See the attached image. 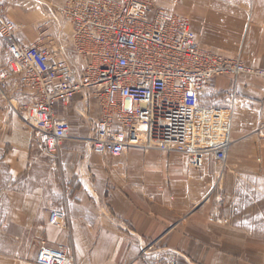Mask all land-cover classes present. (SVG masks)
Instances as JSON below:
<instances>
[{
  "label": "crops",
  "instance_id": "crops-1",
  "mask_svg": "<svg viewBox=\"0 0 264 264\" xmlns=\"http://www.w3.org/2000/svg\"><path fill=\"white\" fill-rule=\"evenodd\" d=\"M66 1L0 0L18 28L13 39L0 36V68L12 41L31 45L46 32L82 70L60 11ZM153 1L190 18L202 48L264 70V0ZM12 88V102L0 97V160L14 184L0 264H36L43 242L68 246L75 264H264V76H217L193 97V144L210 151L230 142L225 165L207 153L193 166L188 154L144 141L119 156L96 154L86 138L101 107L86 93L59 109L70 138L56 159L15 110L25 95ZM54 209L66 219L50 223ZM148 246L153 254H142Z\"/></svg>",
  "mask_w": 264,
  "mask_h": 264
},
{
  "label": "built area",
  "instance_id": "built-area-1",
  "mask_svg": "<svg viewBox=\"0 0 264 264\" xmlns=\"http://www.w3.org/2000/svg\"><path fill=\"white\" fill-rule=\"evenodd\" d=\"M60 11L73 24L69 42L84 60L82 70L62 47L54 48L46 32L31 45L12 41L10 58L0 68V97L12 102L17 82L25 99L15 110L47 154L59 159L70 138L69 123L58 116L60 107L86 93V100L93 96L101 107L86 138L96 154L119 156L144 141V147L188 154L193 166H200L207 153L226 164L230 142L210 151L193 144L200 124L193 97L217 76H264V70L202 48L190 18L153 0H67ZM51 24L48 20L45 27ZM16 29L0 14L1 37L13 39ZM45 38L50 47L43 44ZM66 217L65 210L54 209L49 221L58 224ZM153 251L148 246L142 254ZM35 263L75 264V257L64 244L43 242Z\"/></svg>",
  "mask_w": 264,
  "mask_h": 264
},
{
  "label": "rangeland",
  "instance_id": "rangeland-1",
  "mask_svg": "<svg viewBox=\"0 0 264 264\" xmlns=\"http://www.w3.org/2000/svg\"><path fill=\"white\" fill-rule=\"evenodd\" d=\"M16 30H18V28ZM13 187L14 184L11 183V178L0 160V225L5 220L7 211V195L10 189H12ZM251 208L254 207L251 206Z\"/></svg>",
  "mask_w": 264,
  "mask_h": 264
}]
</instances>
